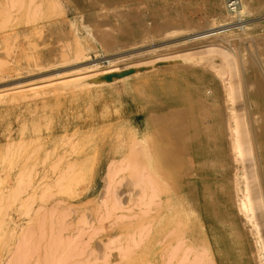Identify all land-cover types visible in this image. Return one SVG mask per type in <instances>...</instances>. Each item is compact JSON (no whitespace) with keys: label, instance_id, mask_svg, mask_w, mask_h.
Returning <instances> with one entry per match:
<instances>
[{"label":"rangeland","instance_id":"rangeland-1","mask_svg":"<svg viewBox=\"0 0 264 264\" xmlns=\"http://www.w3.org/2000/svg\"><path fill=\"white\" fill-rule=\"evenodd\" d=\"M13 1L0 0V264H164L166 258L167 264H179L186 254L183 264H259L255 257L264 252L263 218L255 210L248 221L237 206L250 156L232 155L223 117L225 106H232L238 112L246 108L257 119L256 184L264 204V98L254 92L264 68L250 63L264 59V0H248L249 11L241 17L248 20L244 30L239 21L231 23L233 34L224 46L242 65L236 76H230L218 53L197 49L203 40L197 32L207 22L227 21L224 0ZM189 52L192 56L185 59ZM94 63L98 66L91 67ZM208 65L224 68L216 76ZM106 68L112 70L96 84L63 85L75 75ZM237 79L240 95L232 92L226 102L224 86ZM147 135L158 161L150 149L136 151ZM132 139L135 160L134 155L122 160L120 151H128ZM110 160L114 170L120 167L116 175H109ZM19 174L27 181L21 193ZM141 178L143 189L129 183ZM112 185L120 193L119 207L118 199L111 204ZM149 188H154L150 197ZM166 190L174 206L169 214L157 195ZM97 197L105 199L106 207ZM118 213L136 215L122 219ZM114 215L120 219L112 221ZM130 239L140 243L133 247ZM123 244L132 246L127 258H122L128 254ZM118 245L126 253L118 252ZM197 256L203 258L196 261Z\"/></svg>","mask_w":264,"mask_h":264},{"label":"bare ground","instance_id":"bare-ground-1","mask_svg":"<svg viewBox=\"0 0 264 264\" xmlns=\"http://www.w3.org/2000/svg\"><path fill=\"white\" fill-rule=\"evenodd\" d=\"M14 1H19V0H14ZM13 1V2H14ZM21 1H23V0H21ZM227 1L228 0H224V3H223V9H224V14L222 15V17L224 18L223 20L225 21V20H227V21H225V22H223V23H220V24H214V21L213 22H211V23H206L205 24V27H204V29L203 28H201V29H203L202 31H198L197 32V39H203L202 41L200 40V43H202L200 46H198L197 47V49H200V52H206V53H213V52H216V53H218V55L220 56V58H221V60L223 61V62H225L227 65H228V69H229V71L228 72H230L229 74H230V76H236V74H237V72L239 71V67L240 66H242V65H238V60H237V58L235 57V56H233L232 54H231V52L229 51V50H227V49H225L226 47V45H228L227 43H228V38L230 37V36H232L231 35V33L233 32V28L232 27H230L231 26V23L233 22V23H235V21L236 20H238L239 22V27H241L242 29L241 30H244L243 28L244 27H246L247 26V24H248V20H244V19H242L241 17H242V13H244V12H246V11H249V7H248V0H240V2H239V4L237 5V7L235 8V9H231L228 5H227ZM12 2V1H11ZM15 3V2H14ZM28 3V5L26 4V6H29V2H27ZM38 3H40L39 1H38ZM38 3H35V5L36 4H38ZM143 3V2H142ZM23 4V3H22ZM13 5V4H12ZM34 4H33V6H35ZM144 5V4H143ZM14 6V5H13ZM39 6H40V4H39ZM39 6H37L36 7V11L35 12H38L39 10H37L38 8H39ZM260 6V5H259ZM263 6V5H262ZM32 8V7H31ZM257 8V7H256ZM29 8H26V10H28ZM35 9V8H34ZM138 9V8H137ZM31 11H34V10H31ZM30 11V12H31ZM26 12V14H27V11H25ZM251 12V11H250ZM150 14V13H149ZM29 15H31V14H29ZM137 15V14H136ZM26 16V15H25ZM136 17V16H135ZM144 18V17H143ZM260 19H262L263 21L262 22H264V10L261 12V16H260ZM148 22V21H147ZM141 23V22H140ZM232 23V24H233ZM169 24V23H168ZM171 24V23H170ZM169 24V25H170ZM141 25H143V24H141ZM179 26H177L176 28H178ZM202 27V26H201ZM238 27V26H237ZM180 28V27H179ZM195 29V28H194ZM176 31V30H175ZM108 33V32H107ZM107 33H106V35H107ZM109 34H111V33H108V35ZM233 34V33H232ZM249 34V33H248ZM248 34H246V36L248 35ZM100 35H101V37H102V35H105V33L103 34V33H100ZM107 35V36H108ZM253 35V34H252ZM259 36H260V34H258ZM106 36V37H107ZM111 35H109L108 36V38L110 37ZM263 36L264 35H262L261 34V37L263 38ZM103 37H105V36H103ZM192 37V36H191ZM240 37V36H239ZM111 39L110 40H112V37H110ZM140 38V34H139V36H138V38L135 40V42L138 40ZM193 38V37H192ZM238 38V37H237ZM246 38V37H245ZM245 38H243L244 40H245ZM250 38H252L253 39V37H250ZM255 38H257V37H255ZM101 39V41L99 40V35H98V40L101 42V43H104V39L105 38H100ZM195 39V38H194ZM236 39V38H235ZM242 39V38H241ZM240 39V40H241ZM247 39V38H246ZM249 39V38H248ZM251 39V40H252ZM259 39V38H258ZM258 39H256V40H258ZM261 39V38H260ZM106 40H107V38H106ZM105 40V41H106ZM109 40V39H108ZM107 40V41H108ZM256 40H255V43H256ZM115 41V40H114ZM254 41V40H253ZM116 42L118 43L119 41H117L116 40ZM237 42V41H236ZM239 42V41H238ZM241 43H242V41H240ZM239 42V43H240ZM79 43V42H78ZM111 44L113 43L114 44V42H113V40L110 42ZM199 44V43H198ZM257 44L259 45V43L257 42ZM261 44H264V40L262 41V43ZM104 45H105V43H104ZM110 45V44H109ZM118 45V44H117ZM120 45V44H119ZM225 45V46H224ZM230 45V44H229ZM115 46V45H114ZM260 47H261V45H260ZM258 48V47H257ZM196 49V48H195ZM196 49V50H197ZM259 49V48H258ZM261 49H262V47H261ZM261 49H259V50H257V52H259ZM81 50V49H80ZM191 50V49H190ZM195 50V51H196ZM263 50V49H262ZM82 51V50H81ZM192 51V50H191ZM83 52V51H82ZM194 52V51H193ZM192 52V53H193ZM196 52H199V50L198 51H196ZM239 52V51H238ZM263 52V51H262ZM262 52H259L258 54H260L261 55V53ZM75 53H80V51L78 52V50H76L75 51ZM75 53H73V54H75ZM192 53L191 52H189L188 54H186L184 57H185V59L188 57L189 58V55H191L192 56ZM81 54V53H80ZM169 54V53H168ZM167 54V56H169ZM194 54H196V53H194ZM257 54V53H256ZM171 55V54H170ZM164 56H166V55H164ZM163 56V57H164ZM178 56V55H177ZM253 56H255V57H257L256 55H253ZM252 56V57H253ZM75 57L77 58V54L75 55ZM171 57H172V55H171ZM168 58L167 57V59H175V57H174V55H173V58ZM187 58V59H188ZM183 59V58H182ZM260 58H258V59H256L255 60V58H254V60H253V62H250L251 63V65H255V67L256 68H259L260 70H261V67H263L264 68V65L262 64V61L264 60H259ZM239 60H241L240 62L243 64V62L245 61H243V57L241 58V59H239ZM151 61V60H150ZM251 61V60H250ZM108 62H111V61H108ZM205 63V62H204ZM203 63V64H204ZM263 63H264V61H263ZM149 64V63H148ZM151 64V63H150ZM202 64V65H203ZM200 65V64H199ZM91 67H97L98 66V63H94V64H91L90 65ZM209 66V65H208ZM208 66H207V68H208ZM149 67V66H148ZM151 67V66H150ZM213 69H212V68ZM209 66V68H211V70L212 71H214V72H216V73H214L216 76H220V74L222 73V70H223V68H224V66H222V67H220V68H218V69H216L217 67H214V66ZM208 68V69H209ZM80 69H82V68H80ZM85 69V67H83V69L82 70H84ZM115 69V68H114ZM81 70V71H82ZM112 70V68H106V69H103V70H99V71H96V72H93V73H87V74H83V75H75L74 77H72L69 81L67 80L66 82L64 81L63 83V85H65V86H67V85H70V84H75V85H79V86H83V85H87L88 86V84H90V83H94V82H97L98 80H99V78H100V76L102 77H106L107 76V74H108V72L110 73V71ZM241 70H242V68H241ZM75 72H76V70H74ZM78 71V70H77ZM210 71V70H209ZM211 71V72H212ZM240 72V71H239ZM261 74H259L260 76L259 77H257L256 78V86H255V89H254V92L255 93H257V94H259L261 97H263L264 98V74L262 73V71H259ZM264 72V71H263ZM218 74V75H217ZM255 74V73H254ZM243 76V75H242ZM240 77V76H239ZM219 79H220V77H218ZM237 78V77H236ZM65 79V78H64ZM240 81H241V85L243 86V87H247V81L245 80V79H242L241 77H240ZM243 80V81H242ZM53 81V80H52ZM240 81L237 79V80H235V82L234 83H229V84H227V86H224V87H226V89H225V93L226 94H224L225 95V99H226V102L228 101V100H230L231 101V93L232 92H234V95L236 96H239L240 94V91H239V88H240ZM107 82V81H106ZM46 84V83H45ZM94 84H96V83H94ZM99 85V84H98ZM37 86V85H36ZM251 86V85H250ZM47 87V86H46ZM84 87V86H83ZM242 87V88H243ZM72 88H73V86H72ZM71 88V89H72ZM224 89H223V91H224ZM67 90V89H66ZM32 91V90H31ZM35 91H36V89H35ZM20 92V91H19ZM37 93V92H36ZM34 94V93H33ZM35 95V94H34ZM12 97V96H11ZM18 98V97H17ZM22 98V97H21ZM231 104H232V102H230ZM223 104V103H222ZM227 104V103H226ZM226 108H228L227 110L228 111H224L225 112V116L223 117V123H224V129H225V131L227 132V136L229 137V142H227L228 144H230V145H228V146H230V148H229V150H230V152H232L233 154V156L236 158L237 157V154H241V155H248V156H250V159H249V161H248V164L246 165V168H245V175H244V178H245V181H246V185H245V189H244V192H243V194H242V199H240L239 201H238V205H237V202H236V205L238 206V211L240 212V211H242V212H244L245 213V216H246V218H248L247 220L248 221H250V219H251V217L254 215V211L255 210H258L259 211V213L257 214V217H262L263 218V222L262 223H264V210H263V206H264V204H263V199H262V194H261V192H260V190H259V188L257 187V177H258V172H257V164H256V152H255V148L257 147V144L255 143L256 141H255V134H254V132H253V129L255 128H253V123L255 122V121H257V119L254 117V116H252L253 114L250 112V111H248L245 107V109H244V111H240V112H238V108L236 109L235 107H232V106H225ZM224 114V113H223ZM263 122V120L261 121V123ZM256 133V132H255ZM253 136H254V138H253ZM227 137V138H228ZM135 138V137H134ZM190 139H192V137H190ZM253 139H254V141L255 142H253ZM228 141V140H227ZM124 142V141H123ZM96 143V142H95ZM122 143V142H121ZM130 145V147L128 148V151H120L121 152V154H122V160L123 159H125L126 157H129V155H131V157H133L132 155H134V159L133 160H135V140H131V143H129ZM86 146H88V145H90V142H88V143H86L85 144ZM157 145V144H156ZM97 146V145H96ZM153 146H152V139H151V137H150V135H147L145 138H143V140L141 141V143H140V145L139 146H137V152H141L142 150H143V148H144V150H145V148H147V150L148 149H150V150H148L150 153H151V157H154V155H155V157H156V160L158 161V159H157V154H156V151L152 148ZM255 147V148H254ZM257 149V148H256ZM171 150V149H170ZM169 150V151H170ZM85 152V151H84ZM97 152V151H96ZM100 152V151H99ZM167 152V151H166ZM68 156V155H67ZM66 156V157H67ZM70 156V155H69ZM130 157V159L132 160V158ZM74 159H76V157L74 158ZM121 159H119L118 161L119 162H121ZM236 160V159H235ZM74 161V160H73ZM117 161V162H118ZM110 162H111V164L113 163L114 164V162H112L111 160L108 162V164H110ZM119 162L117 163V165H119ZM134 162V161H133ZM231 162V161H230ZM233 162V164L234 163H236V162H234V160L232 161ZM72 163V162H71ZM71 163H69L70 165H71ZM67 164V166L69 165L68 163H66ZM65 164V165H66ZM95 164V163H94ZM113 164H112V172H110L109 171V175L111 174V173H113L114 174V172H115V174L114 175H116L118 172V170H120V167L117 169V167H116V169L114 170V168H113ZM33 165V164H32ZM232 165V164H231ZM59 166V165H58ZM30 168H32V166H29ZM69 167V166H68ZM25 168H26V166L23 168L24 170H25ZM108 168V167H107ZM235 168V167H234ZM22 169V170H23ZM21 170V169H20ZM24 170H23V172H24ZM27 170V169H26ZM25 170V171H26ZM63 170V169H62ZM117 170V171H116ZM30 169H29V173H28V170H27V174H30ZM64 171H66V169H64L63 170V172ZM18 172V171H17ZM55 172V171H54ZM62 171L60 172V173H58V174H61V173H63ZM233 172H235V169H234V171ZM20 173V172H19ZM22 173V172H21ZM65 173V172H64ZM106 173H108V172H106ZM105 173V174H106ZM236 173V172H235ZM235 173H234V176H235ZM26 173H25V175H24V177H25V179H26V176H29V175H27ZM56 175V182H57V180L58 181H60V178H58L57 176H59V175ZM111 175V177H113L114 175ZM233 174V173H232ZM16 175H18L17 173H16ZM64 175V174H63ZM62 174L60 175V177L61 178H64V176H63ZM19 179H20V182H22V183H20V182H18V180L19 179H17V180H15V181H17V182H14L15 183V185H16V183H17V185H19V189H18V186L17 187H15V185H14V187H15V190L16 189H18V191L20 190V191H22L20 188H22L26 183H25V181L26 180H24L23 181V179H22V181H21V178L23 177V176H21L20 174H19ZM63 176V177H62ZM105 176V175H104ZM106 177H108V176H106ZM110 177V176H109ZM110 177V178H111ZM109 178V179H110ZM233 178H236V177H233ZM102 179H104V178H102ZM108 179V180H109ZM27 180H28V178H27ZM30 180V179H29ZM29 180H28V182H29ZM107 180V179H106ZM108 180H107V182H108ZM129 180V179H128ZM127 180V181H128ZM135 180V179H134ZM104 182H105V179L103 180ZM113 181V180H112ZM111 181V182H112ZM116 181H117V179H116ZM126 181V182H127ZM27 182V181H26ZM129 182V181H128ZM142 182H143V178H141V181L139 182V181H137L136 180V182L134 181H132L131 182V180H130V184L131 185H134L135 186V183L136 184H138L139 186H141L142 187V189L143 188H145L143 185H142ZM154 182V181H153ZM234 182H235V179H234ZM20 183V184H19ZM59 183V182H58ZM58 183H56L57 185V187H58V185H62L63 183H60V184H58ZM113 183H118V181L117 182H113ZM21 184H23V185H21ZM114 184V185H115ZM123 184V183H122ZM121 184V185H122ZM125 184V183H124ZM153 183H151V185H152ZM235 184V183H234ZM21 185V186H20ZM64 185V184H63ZM62 185V186H63ZM106 185L108 186L109 185V182H108V184H104L103 186H105V188H106V190L108 191L109 190V186L108 187H106ZM120 185V186H121ZM130 185V186H131ZM116 186V185H115ZM114 186V188H113V185H112V190L114 191V189H116L115 190V194H114V192L113 191H111L110 193H111V195H113L114 194V197L112 196V200H113V203H111V204H113V206H115L114 205V199H118V201H117V205L119 204V201H120V193H117L116 191H117V188ZM119 186V185H118ZM235 186H237V185H235ZM14 187H13V194H15V190H14ZM152 187V186H151ZM104 188V189H105ZM108 188V189H107ZM155 188V187H154ZM154 188H149V194H148V190L146 189V190H144V193H146V194H148V197H150V195H152L153 196V194H154ZM261 188V187H260ZM9 189H11V186L9 187ZM103 189V190H104ZM121 189V188H120ZM127 189V188H126ZM150 189H152V193H151V190ZM236 188H234V190H235ZM58 190V189H57ZM60 190V189H59ZM62 190H63V188H62ZM62 190H60V191H62ZM88 190H89V188H88ZM129 190V188L127 189V191ZM237 190V189H236ZM239 190V189H238ZM17 191V190H16ZM19 191V192H20ZM64 191V190H63ZM107 191H105L104 190V193H109V192H107ZM124 191V190H123ZM160 191V189H158L157 190V192H159ZM240 191V190H239ZM120 192V191H119ZM130 192H131V189H130ZM4 193V192H3ZM8 190H7V192H6V196H5V198H8ZM11 194V196H12V192H10ZM21 193V192H20ZM101 193H102V191H101ZM104 193H102V194H104ZM113 193V194H112ZM151 193V194H150ZM156 193V192H155ZM164 193H166V195H161V193L160 194H158L157 193V195L159 196V198L160 199H162V201H163V203H164V210H166V213L167 214H169V213H172V211H173V209H174V206L170 203L171 201V194L166 190V192H164ZM238 193V192H237ZM237 193H235L236 195H237ZM1 194V193H0ZM19 193H17L16 192V196L18 195ZM2 195V194H1ZM106 195V194H105ZM134 195H135V192H134ZM157 195H155L156 196V198H157ZM10 196V197H11ZM129 196V195H128ZM154 196V197H155ZM164 196V197H163ZM13 197V196H12ZM101 197V196H100ZM98 198V199H101V198ZM121 197H122V195H121ZM153 197V198H154ZM102 198H103V196H102ZM105 199L107 198L106 196L104 197ZM111 198V197H110ZM236 199H237V197H235ZM105 199H101V201L102 200H105ZM123 200H124V198H122ZM130 199V198H129ZM149 199V198H148ZM150 199H152V197L150 198ZM160 199H159V201H156L157 202V205H158V203L160 202ZM106 200H109V199H106ZM122 200V201H123ZM100 201V202H101ZM129 201V200H128ZM236 201V200H235ZM112 202V201H111ZM155 201H148V203H154ZM102 203H103V208L104 207H106V205H105V203L102 201ZM101 203V204H102ZM150 204H148V207H149V205ZM123 205V204H122ZM24 206V205H23ZM26 206V205H25ZM120 205H118V207H119ZM134 206V205H133ZM109 207H112V205L111 206H109ZM108 207V208H109ZM117 207V208H118ZM122 207V206H121ZM130 207V206H129ZM132 207V206H131ZM148 207H146V210L148 209ZM25 208V207H24ZM112 208H114V207H112ZM139 208V207H138ZM106 209V208H105ZM120 209H122V208H120ZM125 210H130L129 208L127 209V207L126 208H124ZM25 210V209H24ZM97 210L98 209H96V212H97ZM110 210L112 211L113 209H111L110 208ZM116 210V209H115ZM138 211H139V209H137ZM142 212H145V210L142 208ZM149 210V209H148ZM147 210V211H148ZM177 210V209H176ZM23 211V210H22ZM107 210H105L104 211V213L106 212ZM149 211H151V210H149ZM237 211V212H238ZM113 212V211H112ZM140 212H141V210H140ZM25 213V212H24ZM146 213V212H145ZM148 213V212H147ZM23 214V213H22ZM26 214V213H25ZM99 215H101L100 214V212L98 213ZM107 214V215H106ZM106 214H104L105 215V217L107 216V219H108V215H109V210L106 212ZM119 215L121 214V213H118ZM134 214V213H133ZM133 214L131 215H129V217L130 216H133ZM239 214V213H238ZM99 215H98V217H99ZM123 214H121L120 215V218H122L121 216H122ZM134 215H136V214H134ZM85 216H87V213H85ZM89 216V215H88ZM102 216V215H101ZM111 216V215H110ZM109 216V217H110ZM115 217H113V220L112 221H114L115 220V218L117 217V219H120L119 218V216L117 215H114ZM125 216H127V215H124V217L123 218H126ZM82 217H84L83 215H82ZM128 216H127V218H129ZM134 217V216H133ZM86 218V217H85ZM88 218V217H87ZM100 218V217H99ZM122 218V219H123ZM131 218V217H130ZM138 218V217H137ZM82 219V218H81ZM98 219V218H97ZM230 219V218H229ZM82 221H84V219L82 220ZM87 221L88 220H86L85 222L87 223ZM119 221H121V220H119ZM110 222V221H109ZM10 223H11V220H10ZM115 223V222H114ZM116 223H118V222H116ZM147 223V222H146ZM176 223H178V222H176ZM252 223V222H251ZM83 224V223H82ZM89 224V223H88ZM179 224V223H178ZM9 225V224H8ZM263 225V224H262ZM101 227H102V225H100ZM146 225H144V227H145ZM256 226V225H255ZM143 226H142V228H144ZM7 228H8V226H7ZM100 228V227H99ZM137 228H139V227H137ZM16 229V228H15ZM86 229V228H85ZM84 229V230H85ZM149 228H147V230H148ZM3 230V229H2ZM13 230V229H12ZM136 230H139V229H136ZM142 229H140L139 231H141ZM4 231V230H3ZM7 231V230H6ZM10 231V230H9ZM14 231V230H13ZM139 231H137V232H139ZM146 231V230H145ZM144 231V232H145ZM149 231V230H148ZM170 232L172 233V228L170 229ZM263 233H264V231H262ZM139 233H141V232H139ZM147 233V232H146ZM174 233V232H173ZM181 233V232H180ZM131 234H133V233H131ZM176 234V233H175ZM12 235V234H11ZM129 235V234H128ZM164 235H166V234H164ZM173 235V234H172ZM117 235L114 237V239H115V241L117 240ZM163 237V236H162ZM180 237H181V235H180ZM261 238H262V236H260ZM263 237H264V234H263ZM113 238V237H112ZM110 239V240H113V239ZM130 238H132V236L130 237ZM260 238V239H261ZM108 239V240H109ZM163 239V238H162ZM109 240V241H110ZM125 240V239H124ZM134 240V239H133ZM175 240H177V238L175 239ZM261 240H263V238L261 239ZM13 241V240H12ZM142 241V240H141ZM158 241V240H157ZM182 241V240H181ZM120 242H121V240H120ZM119 242V243H120ZM130 242H131V245H133V247H135L134 246V244L135 243H137V245H138V242L140 243V241H139V239H137V242H132V239H130ZM167 242V241H166ZM177 242H180L179 241V239L177 240ZM254 242H255V240H254ZM262 242H264V240L262 241ZM112 243V242H111ZM125 243H126V240H125ZM175 243H176V241H175ZM182 243L183 242H181L180 244H178V247H179V245H180V247L182 246ZM12 244V243H11ZM177 244V243H176ZM176 244L174 245V247L176 246ZM264 243H262V245H263ZM107 246L109 245L108 243L106 244ZM120 246H121V244H119ZM119 245H118V247H116L117 248V251L119 250V251H124L125 249L123 248V247H126V252L128 253V254H126V256H122V258L123 257H128L127 255H130L129 253L131 252V253H133L132 251H130V250H127V249H130V248H127V246L129 247V245H127V244H123V245H126V246H123L122 248H123V250L121 249H118V248H121V247H119ZM136 245V246H137ZM170 245V244H169ZM104 247H105V243H104V245H103ZM172 247L173 246H171L170 247V249H172ZM178 247H176V249H177V251H178ZM186 247V246H185ZM184 247V248H185ZM256 247V246H255ZM107 248V247H106ZM184 248H183V250H184ZM187 249L189 248V246H187L186 247ZM186 248H185V250H184V252L185 251H188V250H186ZM97 249H99V248H97ZM96 249V250H97ZM105 249V248H104ZM173 249H175V248H173ZM256 249V248H255ZM193 250H195V249H192V251ZM257 250V249H256ZM255 250V251H256ZM99 251V250H98ZM118 251V252H119ZM124 251V252H125ZM169 251V250H168ZM182 251V250H181ZM197 251V250H196ZM264 251V250H263ZM125 252V253H126ZM170 252H173V251H170ZM170 252H169V254H170ZM183 252V251H182ZM184 252H183V256H184ZM176 253V252H175ZM175 253H173L172 254V257L174 256V254ZM189 253V252H188ZM198 253V252H197ZM203 253V252H202ZM257 253V257H255V259L257 258V262L259 263V264H264V252H256ZM99 254H100V252H99ZM103 254H104V251H103ZM121 254V253H120ZM252 254V253H251ZM122 255V254H121ZM125 255V254H124ZM179 256V258L180 257H183V256ZM186 255H188V254H186ZM185 255V257L184 258H181V259H183V260H180L179 258V261L180 262H182V264H183V261H184V259H187L186 256ZM194 255L195 254H193L192 256L194 257ZM104 256V255H103ZM161 256V255H160ZM171 256V254L169 255V257ZM196 256V255H195ZM253 256V255H252ZM135 257V256H134ZM167 257V256H166ZM201 259L203 258V257H201V256H199ZM199 257L197 256L196 257V261H199V260H197V259H199ZM121 258V259H122ZM132 258V257H131ZM209 258V257H208ZM103 259H105L104 257H103ZM121 259H119V260H121ZM193 259H195V258H193ZM200 259V260H201ZM98 260H99V258H98ZM100 260H101V258H100ZM168 260H170V259H168ZM92 262H93V260H91ZM102 261V260H101ZM165 261H167V258L165 259ZM164 261V264L166 263ZM179 261H177L179 264H181ZM190 261H192V263L193 262H195V260L193 261L192 259L190 260ZM210 261H211V259H210ZM103 262H105L104 260H103ZM176 262V263H177ZM201 262V261H200ZM208 262V261H207ZM184 263H185V261H184ZM197 263H199V262H195L194 264H197ZM146 264H148V263H146ZM167 264V263H166Z\"/></svg>","mask_w":264,"mask_h":264},{"label":"built area","instance_id":"built-area-1","mask_svg":"<svg viewBox=\"0 0 264 264\" xmlns=\"http://www.w3.org/2000/svg\"><path fill=\"white\" fill-rule=\"evenodd\" d=\"M240 0H228L227 1V5L231 8V9H235L237 7V5L239 4ZM238 21V20H237Z\"/></svg>","mask_w":264,"mask_h":264}]
</instances>
